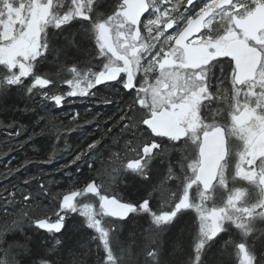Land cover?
<instances>
[{"label":"snow or ice","instance_id":"1","mask_svg":"<svg viewBox=\"0 0 264 264\" xmlns=\"http://www.w3.org/2000/svg\"><path fill=\"white\" fill-rule=\"evenodd\" d=\"M77 23L90 46L65 39L89 57L84 67L78 56L69 62L68 44L56 47ZM53 52L65 55L62 67L71 65L67 89L41 72ZM99 85L127 97L119 120L132 139L110 172L55 195L54 220L46 212L30 217L52 237L48 251L58 253L57 234L74 213L83 218L76 225L96 234L102 264H131L127 249L117 251V235L138 221L148 223L145 264H164L158 237L187 218L193 251L181 264H205L206 248L221 241L238 264H264V250L257 256L248 242L256 221L264 222V0H0V92L15 87L61 108L67 98L95 95ZM99 144L89 143L65 168L79 172L78 162ZM173 153L182 175L170 165L167 178L178 183L162 190L153 184V164ZM126 177L142 190L121 196L114 186ZM23 200L29 207L32 196ZM0 252V264H18L11 245Z\"/></svg>","mask_w":264,"mask_h":264},{"label":"trees","instance_id":"2","mask_svg":"<svg viewBox=\"0 0 264 264\" xmlns=\"http://www.w3.org/2000/svg\"><path fill=\"white\" fill-rule=\"evenodd\" d=\"M76 27L56 38L57 48H64L68 40L79 43L82 49L90 46L89 41L83 39V30ZM65 52L69 62L78 56L80 67H84V61L89 59L83 51L77 53L76 48L70 44L65 48ZM64 61V54L57 57L53 52L48 61L41 65V72L47 73L61 89H67V85L62 81L68 75L67 68L71 66L68 63L62 67ZM101 89H92V92L109 97L104 103L98 102L95 95H89L72 97L71 101L64 103L61 108H56L50 102L42 104L38 95L30 99L15 87L0 92V139L4 138L0 143V245L2 248L12 246V254L18 264H40L41 261L52 259H59L62 264H102L103 250H98V241L92 239L96 234L86 225H76V221L83 219L77 214L69 213L64 234H57L63 243L58 246V253L53 254L48 251L53 243L52 237L36 229L32 222H24L22 215L17 213V210L21 209L30 217L43 212L53 216V205L57 203L54 197L67 189L70 182L80 183L91 178L99 180L101 174L110 172L112 166L118 164V156H124L125 145L132 139L131 133L122 131V127H119L120 130L104 127L110 116L116 112L119 103L124 105L121 102L123 98H115L118 94L114 93V90ZM111 95L113 96L110 97ZM100 107H103L102 111ZM75 111L77 117L74 119L71 117ZM71 134L80 138L83 145L72 144ZM96 140L100 141L98 151L88 157L86 162H78L79 172L75 171L76 165L61 171L51 164L50 154L68 164L76 154ZM162 160L164 164L153 170V184L163 190L168 188V171H165L168 161L166 157ZM89 164L92 165L91 168ZM64 170L71 171L73 175H65ZM135 179L139 181V177ZM26 180L28 183H25ZM126 181L114 186L120 195L135 193L138 188L142 190V185H134L127 177ZM41 184L51 193L47 198L40 189ZM9 193H14V200L17 199V202H9L13 199ZM25 194L32 196L29 207H25L29 204L23 200ZM139 222L143 221L129 224L125 228L130 234L136 233L144 239V228ZM185 223L186 221H183L175 228L160 234H168L164 247L167 249L166 259L171 264L185 261L189 253V236L192 231L185 228ZM17 229L21 233L12 232ZM263 237L264 235L257 242L260 243ZM158 241H161L159 237ZM230 248H227V253L218 247L214 248L209 254V264H231ZM0 258H4L2 252Z\"/></svg>","mask_w":264,"mask_h":264},{"label":"flooded vegetation","instance_id":"3","mask_svg":"<svg viewBox=\"0 0 264 264\" xmlns=\"http://www.w3.org/2000/svg\"><path fill=\"white\" fill-rule=\"evenodd\" d=\"M108 2H111V0H108ZM75 26H77L76 27L77 29H80L79 23H77ZM52 87H53L52 85H49V88H52ZM97 88H102L101 90H104L105 89L103 85H99V86H97ZM115 92L118 94V95L115 96V98H118L119 99V97L122 96L123 99H122L121 102L124 105H120V103H119V105L115 109L116 110V112H115L116 115H111L110 118H109V120L104 124V127L106 126L107 128L110 127L112 129L122 127L121 126V123H120V120H119V117L121 115V108H123L125 106V100L127 99V97L123 95V92L122 91L121 92H117L116 90H114V93ZM112 96L113 95H111L110 97H112ZM95 97H96L97 101L98 102H101V103H104V100L109 99V97H106L105 95L98 94V93L95 94ZM107 102H109V101H107ZM213 107H215V105ZM119 130H120V128H119ZM129 155H131V153ZM162 159H163V157L158 158L154 162L153 169H156L157 167H161L160 165L164 164V162H163ZM179 159H180L179 153H173V154L167 156L166 157V160L168 161V163H167V167H166V170L165 171H168L169 166L172 165V166H174L173 167V171H174L175 175H182V173L180 171V166H179V163H178ZM167 177H168V175H167ZM166 182H167V185H168L167 186L168 187L167 189H175V186L178 183V181L175 179V176H173V178H171V179H168L167 178V181ZM154 197H155V201L157 203H159V201H160V194L156 192V193H154ZM192 215L194 216L195 214L192 213ZM185 221H187V218H185ZM231 230L233 232L236 231L234 229V227ZM262 233H264V222H262V221H256V231L249 236L248 242L249 241H254L256 239L257 240L261 239V237L264 235ZM257 234L259 235L258 237H257ZM194 235L195 234L192 232V235H191L192 239L194 238ZM225 239H227V236H225ZM260 243H261L262 247H261L260 251L256 254L257 256H259V254L261 253V251L264 250V237H263L262 241H260ZM216 247H218L219 249L222 250V248H224L223 241H221L220 243L215 244L213 247L206 248V250H205L206 254L207 253L208 254L211 253V251L214 250V248H216ZM227 248H229V247H227ZM230 257H231V260L234 258L236 260V262L238 263V261H237V259L235 257L234 249H233L232 255Z\"/></svg>","mask_w":264,"mask_h":264},{"label":"rangeland","instance_id":"4","mask_svg":"<svg viewBox=\"0 0 264 264\" xmlns=\"http://www.w3.org/2000/svg\"><path fill=\"white\" fill-rule=\"evenodd\" d=\"M125 227H122L117 235V240L119 241V246L117 247V251L119 252V248L122 247L124 249L128 250V253L130 255L125 254V260L131 261V264H145L146 260H151V258L146 259V252L142 251L144 245L147 243V237L148 235H144V239L141 235H138L136 233L130 234L128 229ZM259 235L257 234V237ZM133 241V243H130V241ZM160 244V259L164 262V264H171L166 259V247H164V242L158 241ZM175 264V263H174Z\"/></svg>","mask_w":264,"mask_h":264},{"label":"bare ground","instance_id":"5","mask_svg":"<svg viewBox=\"0 0 264 264\" xmlns=\"http://www.w3.org/2000/svg\"><path fill=\"white\" fill-rule=\"evenodd\" d=\"M68 75H67V77H70V74L69 73H67ZM71 99H72V97H70V98H67V102H70L71 101ZM101 111L103 110V107H100L99 108ZM113 115H116V113H114ZM75 117H77V112L75 111V112H73V116L71 117V118H75ZM74 134V133H73ZM73 134H71V136L73 135ZM4 138H2V139H0V143H1V140H3ZM72 144H74V145H83V141L80 139V138H78L76 135H74V136H72ZM51 156H53L52 154H50L49 155V159L50 158H52V159H50L51 160V164H53L54 166H56L58 169H60L61 171L65 168V165H66V162L65 161H60V160H58V158L56 157V156H53V157H51ZM64 171H66V170H64ZM67 172V171H66ZM66 190V189H65ZM65 190H63L62 192H64ZM61 192V193H62ZM122 196V195H121ZM17 200V199H16ZM16 200H14V202H17ZM7 202H8V200H7ZM17 213H19V216L20 215H22L23 213H25L23 210H17ZM22 213V214H21ZM49 217H51L53 220L55 219V217L54 216H50V215H48ZM22 219H23V221L24 222H26V223H30L31 222V219H30V216L29 215H22ZM139 224H142L143 225V228H144V235H149V233L146 231L147 230V228H148V223L147 222H139ZM33 226L35 227V225L33 224ZM23 229V228H22ZM20 230H21V228H20ZM20 230H13L12 232H16V233H21L20 232ZM24 230V229H23ZM22 230V231H23ZM39 230V229H38ZM40 231H42L43 232V230H40ZM20 235V234H19ZM168 237V234L166 233L165 235H160L159 236V238H160V240H161V242H164V243H166V241H167V238ZM190 237V241H189V253L190 252H192L193 251V248H192V243H193V239H192V237H191V235L189 236ZM255 237V236H254ZM258 240L256 239V240H254V241H249V243L250 244H252V245H254L255 246V253L257 254L259 251H260V249H261V243H259V242H257ZM0 247H2L1 245H0ZM231 249V255H232V252H233V248L231 247L230 248ZM222 252L224 251V253H227V248H222V250H221ZM210 254V253H209ZM209 254L207 253L205 256H204V260H205V264H209L210 262H211V260H210V258H209ZM148 257L146 256V259H147ZM189 259V256L187 255V258H186V260L185 261H187ZM179 264H181V263H179ZM231 264H238L237 262H236V260L233 258L232 260H231Z\"/></svg>","mask_w":264,"mask_h":264}]
</instances>
